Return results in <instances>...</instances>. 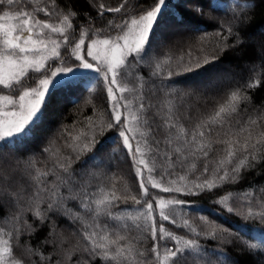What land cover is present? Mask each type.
<instances>
[{
    "label": "trees",
    "instance_id": "obj_1",
    "mask_svg": "<svg viewBox=\"0 0 264 264\" xmlns=\"http://www.w3.org/2000/svg\"><path fill=\"white\" fill-rule=\"evenodd\" d=\"M92 2L96 5L103 3L107 8L119 6L122 0ZM56 3L65 10L70 6L77 13L73 18V28L78 30L80 25L89 24L88 17L92 18V26L103 29L109 20L119 23L125 17L138 16L150 10L157 0H128L121 12H105L103 17L97 15V9L90 5L89 0H56ZM165 3L167 6L162 7V17H158L160 34L157 42L150 52L145 53L143 61L130 72L128 82L130 85L134 83L133 78L139 72L144 81V103L159 107L170 102L179 122L189 130L213 115L219 106L226 104L234 91H239L241 99L235 105L236 111L225 114L223 123L209 125L211 132L206 133L211 146L207 157L209 173L201 174L205 163L201 159L197 161L196 169L188 173L189 181L196 180L197 177L200 181L209 178L215 166L227 154V141L234 142L233 148L236 151L232 163L226 165L229 171L246 155L252 161L250 153L253 152V144L259 150L256 152L259 162L247 170L242 169L240 179L235 183H224L197 196L165 193L151 187L149 193L193 202L188 207H178L176 211L179 213L178 219H188L201 235L197 236L183 227L163 222L166 230L198 242L199 248L190 250L191 255L186 254L181 264H264V220L247 217L249 206L254 210L264 207V191H260L264 188V0H251L247 8L240 7L246 0H165ZM37 6L33 0H27L25 4L28 10ZM197 7L202 9V13L196 11ZM35 15L41 20L50 19L42 12ZM227 26L233 29L231 35L226 32ZM216 32L221 35L216 36ZM91 35L89 33L90 37ZM100 35L103 37L104 33L101 32ZM225 35L228 36L226 41L223 39ZM69 42H72L71 39ZM233 43L235 47L225 46ZM87 47L86 41L85 48ZM147 47L146 45L145 48ZM60 51L66 61L72 59L66 55L63 47ZM188 51L200 59L208 56L210 63L193 72L174 75L171 79L165 75L169 70L168 65L162 64L160 74H153L156 71L155 65L167 56L175 59ZM129 60H132L131 56ZM55 63V60L51 62ZM172 70L175 71V68ZM96 75L98 74L93 73V78L83 76L71 87L58 86L46 98V106L42 108L44 115L35 134L7 148L0 147V156L12 165L6 171H0V229L12 234V256L8 258L10 261L19 260L23 264H85V261L87 264H115L102 261L99 257L89 258L86 249L90 248V244L85 239V232L89 229L81 221L88 224L95 221L91 212L80 207L78 199H67L68 186L62 184L71 174L77 181L72 187L78 191L80 184L84 183L81 179L83 174L89 181L87 190L93 192L99 188H111L113 178H117L115 187L118 194L124 196L131 193L137 198L141 197L133 160L125 154L119 140L113 143L109 139L117 135L119 125L102 133L98 131L92 150L80 155L78 159L76 153L67 147L73 136L79 135L81 131H89V118L95 122L103 119L105 123L112 120L105 84L102 79H95ZM253 80L259 81L258 85L247 87L248 82ZM124 95L127 97L128 93ZM121 110L123 112V108ZM149 111L151 113L154 109ZM123 120L124 117L122 123ZM252 120L256 123H251ZM245 143L248 144L247 152L241 148ZM45 148L50 151H43ZM53 152H58V155L53 156ZM68 156L72 157V161L65 172L58 167L57 160L67 163L63 158ZM92 156H96V159L90 161ZM86 161L90 162L85 166ZM37 170L47 175L37 178ZM175 171L184 173L181 168ZM159 172L157 169L155 175H159ZM249 192H253L251 205L245 199V194ZM229 193L232 198L228 203L235 209L234 213H229L221 205L214 203ZM59 196L66 198L65 207L72 209V213H79V219L57 210L55 205L52 209L48 208V204ZM117 203L118 207H114L112 211L121 213L124 210L125 215H134L144 206L143 201L136 205L130 199ZM37 210L47 217L43 222L35 216ZM201 216L207 218V225L200 220ZM98 220L103 225L106 218L99 217ZM115 223L108 221L110 231L111 225ZM128 223L131 224L130 221ZM160 223L157 218V227ZM209 225L222 226L232 231H217L216 237L212 238L207 234L212 231ZM117 230L127 236V240L119 241L120 245L132 242L136 264L141 261L143 264H148L149 261L152 264H163L162 259L157 261L155 254L151 252L154 242L147 232L131 227ZM237 234L242 237L240 242L236 240ZM159 236L158 231V240ZM160 243L172 246L170 240ZM248 244L256 247L249 248ZM0 248H3L2 244ZM160 251L162 258L163 249ZM140 252L144 255L140 256ZM168 264H171V259Z\"/></svg>",
    "mask_w": 264,
    "mask_h": 264
},
{
    "label": "snow or ice",
    "instance_id": "obj_2",
    "mask_svg": "<svg viewBox=\"0 0 264 264\" xmlns=\"http://www.w3.org/2000/svg\"><path fill=\"white\" fill-rule=\"evenodd\" d=\"M127 2L128 0H122L119 6L106 8L103 3L96 5L89 0L90 5L97 9V15L100 17H103L105 12H121ZM249 2L251 0H246V3L240 7L247 8ZM26 3L27 0H0V147L7 148L35 134L44 115L41 109L42 106H46L45 98L50 97L58 86L71 87L83 76L93 78V73L98 74L94 78L102 79L105 84L112 120L105 123L103 119L95 122L89 118L87 125L89 131L87 133L81 131L79 135L73 136L67 147L76 153L78 159L80 155L92 150L96 144L98 131L102 133L119 125L117 135L109 139L113 143L119 140L125 149V154L133 160L141 197L137 198L131 193L124 196L118 194L115 187L117 178H113L111 188L107 190L99 188L93 192L87 190L89 181L83 174L81 179L84 183L80 184L78 191L72 187L77 181L71 174L67 180L62 181V184L68 186L67 199H78L80 207L91 212L95 221L92 224L81 221L85 228L89 229L85 232V239L90 244V248L86 249L89 258L99 257L102 261L115 262V264H136L132 242L120 245L119 241L127 240V236L117 230L131 227L148 233L154 242L151 252L155 254L157 261L162 259L163 264H168L171 259V264H181L186 254L191 255L190 250L199 248L198 242L166 230L163 222L167 221L197 236L201 235L202 233L197 232L188 219H178L179 213L176 211L178 207H188L193 202L175 197H159L155 193L150 194L149 187L165 193L197 196L224 183H235L240 179L242 169L247 170L259 162L256 156L259 150L253 144V152L250 153L252 161L250 162L246 155L229 171L226 165L232 163L236 151L233 148L234 142L227 141V154L218 162L208 179L203 181H200L199 177L193 181L187 179L188 173L196 169L197 161L201 159L205 160L201 174L209 173L207 157L211 146L206 133L211 132L209 125L223 123L225 114L236 111L235 105L241 99L239 91H234L226 104L219 106L213 115L191 130L186 129L179 122L176 110L170 102L159 107L144 103L143 77L137 72L133 78L134 83L130 85L128 76L143 61L145 53L150 52L157 42V36L160 34L158 17H162V7L167 6L165 0H157L156 5L150 10L138 16L125 17L119 23L109 20L103 29L92 26V18L88 17L89 24L80 25L78 30L73 28V18L77 16V13L70 6L65 10L57 5L56 0H33V3L38 6L28 10L25 7ZM196 11L202 13L199 7ZM37 12H42L50 19L47 21L39 19L35 15ZM101 32L104 33L103 37L100 35ZM110 32L115 34L110 35ZM226 32L231 35L233 29L227 26ZM89 33L92 34L91 37ZM215 35L219 37L221 33L216 32ZM223 39L226 41L228 36L225 35ZM86 41L87 48H85ZM225 46L235 47V43ZM62 47L66 50V55L72 58L71 60L66 61L61 56ZM130 56L132 60H129ZM50 60H55L56 63L51 64ZM208 63H210L208 56L205 55L203 59H200L188 51L175 59L167 56L161 63L155 65L156 71L153 74L159 75L162 64L168 65L169 70L165 75L166 78L171 79L174 75L193 72ZM173 68L175 71L172 70ZM80 70L85 71L78 76L77 73ZM29 73L32 75L30 76ZM37 73L41 75H35ZM33 81L35 83H32ZM258 83L257 80L249 81L247 87H256ZM162 87L170 86L162 85ZM125 93H128L127 97ZM152 109L154 111L150 113L149 110ZM251 123L255 124L256 121L252 120ZM241 148L247 152L248 144L241 145ZM43 151L49 152L50 149L45 148ZM52 155L56 156L58 152H53ZM63 159L67 163L57 160V165L67 172L72 157ZM95 159L96 156H92L90 161ZM90 161H86L85 166ZM11 167V162L0 156V171H6ZM177 168L184 169V173L176 172ZM157 169L160 170L159 175H155ZM46 175L47 173L37 170V178ZM69 181L72 183L69 184ZM260 191H264V188ZM253 192L245 194L249 205L252 204ZM53 195L55 196L56 193ZM149 196L151 198H148ZM231 198L229 193L214 203L221 205L227 212L234 213L235 209L228 203ZM65 199L64 196H59L48 204V208L52 209L55 205L57 210L63 211L66 215L71 214L74 219H79V213H72V209L65 207ZM129 199L136 205H140L143 201V208L138 209L134 215H125L124 210L121 213L112 211L114 207H118V201L127 202ZM34 214L42 222L47 218L38 210ZM99 217L106 218L103 225L99 223ZM247 217L264 220V207L261 210H254L249 206ZM157 218L161 222L159 227H157ZM109 220L116 222L111 225V231ZM200 220L208 224L206 217L201 216ZM129 221L131 224L128 223ZM209 227L212 231L207 234L212 238L216 237L217 231H232L222 226L209 225ZM158 231L159 240L157 239ZM11 237V233H5L3 229H0V244L3 245V248H0V264H23L22 261L8 259L12 256ZM164 240H170L172 246L162 245L160 242ZM236 240L240 242L242 237L237 234ZM247 247L255 248L256 245L248 244ZM161 248L164 253L162 258ZM139 255L143 256L144 253L140 252ZM140 264H143V261ZM148 264L152 262L149 261Z\"/></svg>",
    "mask_w": 264,
    "mask_h": 264
},
{
    "label": "rangeland",
    "instance_id": "obj_3",
    "mask_svg": "<svg viewBox=\"0 0 264 264\" xmlns=\"http://www.w3.org/2000/svg\"><path fill=\"white\" fill-rule=\"evenodd\" d=\"M161 10H162V9H161ZM87 58H88V57H87ZM87 58H86V59H87ZM89 59H90V58H89ZM52 61H53V60H50L49 63H51ZM84 71H85V70H80V72H78L77 75L80 76V74H81L82 72H84ZM227 77H228V76L225 77V80H227ZM227 82H228V81H227ZM149 89H152V88L150 87ZM51 90H52V89H51V86H50V91H51ZM46 98H47V96H46ZM46 98H45V99H46ZM42 108H43V106H42ZM41 110H42V109H41ZM121 111H122V110H121ZM122 118H123V116H122Z\"/></svg>",
    "mask_w": 264,
    "mask_h": 264
}]
</instances>
